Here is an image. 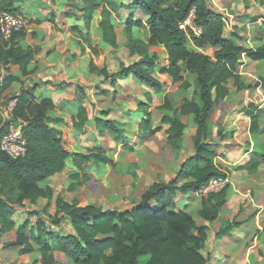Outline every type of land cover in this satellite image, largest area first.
<instances>
[{"label": "trees", "instance_id": "1", "mask_svg": "<svg viewBox=\"0 0 264 264\" xmlns=\"http://www.w3.org/2000/svg\"><path fill=\"white\" fill-rule=\"evenodd\" d=\"M16 1L19 0H0V13L18 12L14 7ZM67 6L69 14L84 25L83 29L78 24L70 26V31L79 37L76 45L82 53L85 47L93 54L99 53L100 48L92 43L89 33L93 15L97 14L101 41L117 48L115 29L120 23L125 46L130 55L138 57L129 65H120L113 73L90 60V73L102 76L111 85L132 77L144 87L159 92L163 83L152 75L158 71L168 75L180 92H187L181 96L179 104H175L167 93L163 96L156 106L160 117L155 126L151 122V101L138 102L136 106L141 117L135 129L138 138L145 140L166 125V142L177 156L183 148V134L187 128L184 118H188L194 125L190 136L193 150L174 178L168 182H152L130 208L81 206L74 199L68 202L57 195L55 211L51 215L48 207L53 190L39 183L63 171L69 159L73 168L68 174L72 181L68 190L75 191L79 185L91 180L92 168L98 172L103 165L113 164L112 148L99 145L86 152L66 150L60 131L52 125L61 120L50 115L55 108L53 101L49 98L37 100L34 95L37 85L22 89L13 97L16 103L10 112L0 110V124L5 117L0 136L10 123L19 124L26 148L24 155L17 158L0 151V233L15 231V239L5 242L3 247H19L21 254L35 248L41 264H57L56 253L63 254L68 264H206L202 249L208 228L198 225L185 207L178 206L177 199L194 193L212 177L227 176V170L216 164L217 155L213 149L214 138H225L223 117L213 135L209 127L210 116L229 94V81L238 92L250 89V84L239 74V67L244 56L252 61L264 60V44L255 49L248 48L237 33L226 35L224 15L215 11L208 0H67ZM122 11L127 14L123 16ZM191 12L192 24L199 30L198 34L179 26ZM134 29L141 31L142 37L136 36ZM24 35L25 31L20 30L0 41V66L16 64L21 75L29 73L27 66L38 52L37 47L15 43ZM188 40L193 47L187 44ZM151 46L164 48L166 65H158L159 55L149 51ZM206 49H211L212 53H205ZM17 80L19 78L15 76L4 77L0 82V93ZM254 86H260L264 93V82ZM75 89L76 112L71 124L73 129L83 131L90 118L83 106L82 86L75 84ZM95 93L109 94L103 89ZM252 108L255 107L246 110V115L256 117L262 111L260 108L253 112ZM105 115L106 112H101L102 117L92 118L98 135H110L115 145L121 143L122 150L132 151L133 146L127 140L128 131L116 120L103 118ZM262 162L264 144L257 145L248 160L234 170L256 173ZM228 190L229 184H226L219 191L202 197L197 215L213 222L227 200ZM15 192L14 201L20 207L25 201L33 205L39 199L46 200L40 210L27 211L36 217L33 223L26 218L16 224L12 218L15 203L10 201L12 197L8 194ZM61 223L67 227L66 231L61 230ZM224 230L216 236L224 234Z\"/></svg>", "mask_w": 264, "mask_h": 264}, {"label": "rangeland", "instance_id": "2", "mask_svg": "<svg viewBox=\"0 0 264 264\" xmlns=\"http://www.w3.org/2000/svg\"><path fill=\"white\" fill-rule=\"evenodd\" d=\"M208 1L215 11L219 13L222 12L224 15L228 14L226 15L229 18V20H226L228 24H226L225 22L224 28V32L226 35H228L230 32H233L231 26L235 27L237 31H242L243 34H248L251 30H248V25L252 26V28H254L256 31L262 32L264 34V30H262L260 26L257 27V24L253 25V22H257V19L260 18V16L255 14L262 13H258L260 8L254 7L253 9H249L246 5L243 4L239 6L234 4V6L232 5V3L230 4V2H228L232 0ZM235 2H238V0H235ZM231 6H233L234 8H230ZM121 14L124 16L127 13L125 11H122ZM136 15L140 16V13L136 12ZM97 20L98 15L94 14L93 20L89 27V33L92 43L96 44L100 48L98 54L91 53L87 48V50H85L86 53L84 55H81L79 53L78 47L75 44L76 41L74 40V38L77 40L79 39L78 35H71L73 37V41L70 40L69 26L66 28L68 41L72 42L71 47L75 52L73 53V58L74 60L78 58L77 63L79 67L85 68L87 62L92 60L97 66H105L109 73H113L119 70L120 65H129L134 62L138 57L130 55L128 48L125 46V38L122 34V25L118 23L116 26L115 31L117 35L118 47L112 48L101 41V35L97 28ZM234 20H237V23L242 25L240 27L233 26L232 23ZM71 22L72 24L76 22L74 16H72ZM79 24L80 26L84 27L83 23ZM64 25V23H61V26ZM24 30H27V28ZM62 30L64 31L65 29ZM193 32L195 34H198L199 30L195 28ZM187 44L190 47H193L192 43L189 40L187 41ZM67 47H70V45H67ZM154 50L159 55L158 65H166V57L163 56L164 50L161 48V46L154 47ZM204 52L207 54H211L212 50L206 49ZM252 69H241L243 70L242 73H244L241 74V77H250L248 75V72L250 73L252 71L251 73L255 75L256 79H258H252L246 82L247 84H250V89L242 90L241 93H238V91L235 90L232 81H229L228 88L230 95H233V98L228 97L227 101L225 99L224 103H222L219 108L215 107L214 111L212 112L210 116L209 127L213 135L215 134L216 126L220 122V118L223 117L221 119V122L223 124L224 117L228 112H231V110L246 112V110H250V107H255L252 108L254 112L260 105L264 110V94L262 93L263 91L260 86L258 87L260 90H258V88L254 86V84H260L261 82H264V60L259 61V64L254 66ZM241 70L239 67V72ZM153 76L157 77V73L154 72ZM158 78H160V75H158ZM83 86L86 93V97L83 99V103L88 110L91 122L89 125L87 124L88 127H85L82 133L75 132V135L74 130L71 129V125H68L67 129L64 130V145L68 151L72 152L77 150L86 152L88 148L99 145L104 147L105 149L112 148L113 164L103 165L98 171L99 173L96 171V168H92L93 172L95 173L96 171L97 174L92 173L91 180L83 185H79L75 191L68 190V187L72 181L68 176L70 171L68 169H64L63 172H61L57 177L56 181L53 183V194L51 196L50 204L48 207V212L51 215L54 214L55 211V199L57 195L68 202L74 199L81 206L86 204H94L102 208L110 209L129 208L135 203V201L140 199V195L142 194L141 191L147 183H150V178L162 180L163 182L169 181L171 178H174L173 176L174 174H176L178 168L181 165V162L187 155H189L190 147H185V150H183L180 155H174L172 149L166 142V136L163 132V129L151 138H146L145 140H140L138 138L134 129V125L136 124V122H138L141 113H137L136 103L138 99L145 98V88L140 83L136 82L135 79H120L119 81H117L116 85H111L109 81H105L102 76L88 73V75L84 77ZM100 89L107 90L109 94L104 95V93H95L100 91ZM164 90L165 92L167 91L170 99L175 104L180 103L182 93H180L179 89H177L176 84L168 82V85ZM152 94L153 101L150 104L152 115L151 122L155 126L158 124L160 117L159 112L156 110V106H158L161 101L157 98H161L163 96V92L153 91ZM234 104L235 106H232ZM101 112H106V115L103 116V118H106L107 120H116L117 122L121 123L122 126H124L126 131H128L127 140L128 143L133 146L132 151L122 150L120 146L121 143L115 145L110 135H98L95 127L92 126V118L95 116H101ZM127 112H136V114H133L132 117H129L128 115H126ZM184 121L187 123V129L185 130L184 136L186 139H188L190 127L189 125H191V122L188 118H184ZM261 121L262 127L264 126V114L261 118ZM162 128H164V126ZM222 128H224V126H222ZM221 141V139L218 140L216 138H214L213 141V149L215 150V153L217 155L215 157V162L219 166L224 165L221 159L225 158V151L221 148L224 145L220 143ZM252 141L253 143L255 142L256 146L260 145V141H264V134L260 136L257 133V136H255ZM249 144L250 143L248 142V145ZM243 147H248L246 145V142L243 143ZM234 168L235 167H232V170L237 171L234 170ZM262 168H264V164L262 165ZM227 179L229 180L228 175ZM179 182H181V180ZM228 182L229 181H227L226 184H228ZM263 184L264 176H262V174L252 176L248 183L251 191L250 195H246L247 199H242L238 204L235 203L236 200L228 201L227 206L223 209L224 214L221 215V217L217 218L213 225H210L207 241L205 247L202 249V253L204 256H206L208 264H228L230 258L232 256L235 257V255V261L241 259V257L244 258L246 256V250L249 246L252 247L250 249V252L248 253L249 255H247V264H264ZM40 185L43 187L45 186V183H41ZM229 193H231V190H228V194ZM228 194L227 198H229ZM8 195L9 197H12L10 201L15 203L14 200L16 198V192ZM193 196L195 195L193 194ZM206 196L207 195H201V197ZM252 197L253 201L250 200ZM184 199L185 198L177 199L178 205H181ZM248 200H250V203L258 202L259 205L256 207H250L249 209V206H245L246 201ZM192 201L193 200L188 202L192 203ZM45 202L46 200L42 199L33 205L24 202V205L22 207L18 206V204L15 203V207H17V209H19L22 214L18 218L19 222H22L23 220L28 218L30 220V223H33L36 217L27 214V211H30L31 209L39 210L45 204ZM191 214L196 219L197 224L205 221L197 215L196 210H193ZM40 217L44 219L43 214H41ZM251 217L254 218V221L250 220ZM230 220H232V223H230ZM245 220H250L252 222L251 225L250 223H248L247 226H240ZM205 222L207 223V221ZM231 224L232 226H230ZM60 225L61 230H67V227L64 223H61ZM228 226L231 227V229L235 230V233L238 234V236L243 237L244 241L241 240V242L236 244L230 243V237L226 236L224 240L227 242H225L226 244H224L221 247L222 249H220L222 253L218 254V257L222 258L221 260L217 261L213 258V256H216V254L212 251V249L213 244H215V241L219 238L214 236L216 235L215 233L217 230L218 232H221V230L225 229L224 231L228 232V230L230 229ZM247 230L248 233H245ZM57 258L58 264L67 263L63 254L57 255Z\"/></svg>", "mask_w": 264, "mask_h": 264}, {"label": "crops", "instance_id": "3", "mask_svg": "<svg viewBox=\"0 0 264 264\" xmlns=\"http://www.w3.org/2000/svg\"><path fill=\"white\" fill-rule=\"evenodd\" d=\"M228 2H230V4L232 3V5L235 4L237 6L242 5V4L246 5L247 8L249 9H253L254 7L260 8V10L259 11L257 10V11L258 13L260 12L262 13L261 14L255 13L256 15L260 16V18L257 19V22H253V25L257 24V27L260 26V28L264 30L263 28L264 27V0H238V2H235V0H232ZM14 7L18 10L17 13H20L26 16L30 21V25L27 27V30H24L25 31L24 37L20 39H16L15 43L23 47L25 46L37 47L38 52L34 55L33 60L27 66L29 73L26 75H21L20 69L18 65L16 64H8L5 67L0 66V82L6 76H15L19 78V80L17 81H12L10 85L0 93V110L10 112L7 110L6 106L11 100H13V97L18 95L20 91L24 88L37 85L36 89L34 90V95L36 99L40 100L42 98H49L55 104V108L50 113V115L59 117L61 120L58 123L52 124V125L55 128H57L60 131V133L63 132L61 133V137L64 142V138H65L64 130L67 129L68 125L69 126L71 125V129L74 130V135H75V132L76 133L83 132V131H77L73 129L71 121H72V117L75 115V112H76L75 106H74V97L76 95L75 84H79L80 86H82L84 90V86H83L84 77H86L88 73L90 74L89 67H88L89 61L87 62L85 68L79 67L77 63L78 58H76L75 60L73 58L74 57L73 53L75 52L73 48L71 47L72 42L68 41V36L66 33V28L69 26L70 40L73 41L72 39L73 37L71 35H74V34L70 31V26L74 24H78L80 26L79 23H82V22L78 21L75 18L76 22L72 24L71 19L73 15L69 14V7L67 6V0H19L14 3ZM230 8H234V7L231 6ZM226 15H224L225 22L226 24H228L226 20H229V18ZM61 23H64L65 25L61 26ZM232 25L240 27L242 24H239L237 23V20H234ZM248 27H249L248 30L251 29L249 33L243 34L242 31H239V30L237 31L235 27L231 26L232 31L237 33L242 38L241 41L246 47L255 49L263 45L264 44V34L262 32L256 31L250 25H248ZM80 28L83 29L84 27L80 26ZM62 29H65V30L63 31ZM133 32L136 36L142 37L141 31L134 29ZM2 40L3 39L0 38V41ZM74 40L76 41L77 39L74 38ZM67 45H70V47H67ZM154 47H157V46L149 47V51L155 52ZM161 48L164 50L163 47ZM78 49L81 55H84L86 53L85 51L84 53H82L79 47ZM85 50H87V47H85ZM163 56L166 57L165 50L163 52ZM242 62L243 63L240 65V70L243 68L244 70H248V68L252 69L254 66L259 64V61H252L246 56L242 58ZM242 71L243 70L239 72L240 75L244 74L242 73ZM155 72L157 73V77L156 76L154 77H156L159 81L163 83V87L160 91L163 92V96H164L167 93V91L165 92L164 89L168 85V82L172 83L171 79L166 74H160L158 71H155ZM251 72L250 73L248 72V75L250 77L242 76V78L244 79V82H247L248 80H252V79L258 80L256 79L255 75ZM158 75H160V78H158ZM129 78H132V77H129ZM144 88H145V91H144L145 98L138 99L137 103L153 101V94H152L153 90L148 89L146 87ZM258 90L260 89L258 88ZM180 93H182L183 95L184 93H187V92L183 91ZM238 93H241V91H239ZM84 94H86L85 91H84ZM163 96L161 98L158 97L157 99H160V101L162 102ZM232 96L233 95H230V92H229V94L226 97V101L228 97H232ZM83 106L85 107L88 113V110L86 106L84 105V103H83ZM232 106H235V104ZM260 108L262 109L261 105L258 106V109ZM137 113H140V112L137 111ZM133 114H136V112L135 113L132 112L131 115L130 116L128 115V116L132 117ZM263 114H264L263 109L261 112L257 114L256 117H251L249 115H246L245 111H232L231 110V112H228L226 116L224 117L222 126H224L223 132L225 133V138L222 139L220 143L224 145L221 148L222 150L225 151L224 152L225 158L221 159L224 163V165H221V166L227 170V175L229 176V180H228L229 190H231V193L228 194L229 198H227L228 200H226L225 202L226 205L224 204V206L218 213V216L213 222L206 223L205 221H203L198 224V225L207 226L208 228L207 237H208V231H209L210 225H213V223L217 220V218L221 217V215L224 214L223 209L227 206L228 201L236 200L235 203L238 204L241 202L242 199H247L246 195L247 194L250 195V191H251L248 185L251 177L255 175L256 176L261 175V174L262 176H264V168H262V165L264 164V162L260 163L256 173L249 174L243 170H237V171L232 170V167L241 165L248 160L250 152H252L253 149L256 148L255 142L253 143L252 139H254V137L257 136V133L260 136L264 134V126L261 127V124H262L261 118ZM88 117L90 118L89 113H88ZM90 122L91 120L87 124L89 125ZM87 124L85 127H88ZM92 126L94 125L92 124ZM163 126L164 128H162ZM163 126L161 127V130L163 129V132H164L167 126L166 125H163ZM189 126L190 127H189L188 139H186L183 134V148L181 149L178 155H180L183 152V150H185V147L186 148L190 147L189 154L192 153L193 148H192L190 136L194 132V125L191 123V125ZM134 129H135V125H134ZM244 142H246V145L248 147H243ZM248 142L250 143L249 145H248ZM259 144H264V141H260ZM72 168H73V165L71 161L68 159L66 161L65 169L71 170ZM61 172L56 173L46 178L45 180L41 181L39 184L45 183V186L47 185L53 188V183L56 181L57 177L60 175ZM90 173L92 176V173H94L93 169L90 170ZM94 174H97V172L95 171ZM173 177H175V174ZM149 181L150 183H147L141 192L147 189V187L152 182H163L162 180H157L154 178L152 179L150 178ZM193 194L194 193H190L188 194L189 196L183 195L179 198V199L181 198H185V199L183 200L181 205H178V206L185 207L186 211L190 214L192 213L193 210L199 209L200 207L199 203H200V200L202 199V197L198 198L196 196H193ZM42 200H45V199H42ZM191 200H193L192 203L188 202ZM250 200L253 201V197ZM250 200L246 201V205H245V206H249V209L250 207H256L259 205L258 202L250 203ZM138 201L139 200L135 201V203ZM183 207H180V208H183ZM14 210L15 211L12 215V218L14 219L16 224H19L20 222L18 218L22 214L20 210L17 209V207H15ZM250 220L254 221V218L251 217ZM250 220H245L240 226H247L248 223H250L251 225L252 222ZM231 222L232 220H230V223ZM229 228L230 229L228 230V232L225 231V233L222 235L214 236V237L219 238L215 241V244H213V249H212V251L215 252L216 254V256H213V258L217 261L221 260L222 258V257H218V254L222 253L220 249H222L221 247L224 244H226L225 242H227L224 240L226 236L230 237L231 239L230 243L236 244V243L241 242V240L244 241L243 237L238 236V234L235 233V230L231 229V227ZM244 228H247V227H244ZM217 232L218 230L216 231V233ZM245 233H248V230ZM14 239H15L14 229L7 231V232L0 233V264H41L40 255L35 248L30 253L21 254L19 253V247H9V248L3 247L5 242H11ZM243 247H244V243H243ZM251 247L252 246H249L247 248L246 256L244 258L241 257V259L235 261L236 255L235 257L232 256L228 264H247V261H248L247 255H249L248 253L250 252ZM57 255H62V254L56 253V259H57V264H58ZM206 264L208 263L206 262Z\"/></svg>", "mask_w": 264, "mask_h": 264}, {"label": "built area", "instance_id": "4", "mask_svg": "<svg viewBox=\"0 0 264 264\" xmlns=\"http://www.w3.org/2000/svg\"><path fill=\"white\" fill-rule=\"evenodd\" d=\"M193 12L180 23V28L185 30L190 28L192 31L196 28L192 24ZM30 25L29 19L17 12H2L0 13V38L7 40L10 36L20 30L26 29ZM16 98H13L7 104V110L11 111L15 106ZM0 151L11 158H17L24 155L26 148L21 135L20 125L10 123L5 132L0 136ZM227 176H216L208 180V182L194 192L196 197L205 196L209 193L219 191L227 183Z\"/></svg>", "mask_w": 264, "mask_h": 264}, {"label": "water", "instance_id": "5", "mask_svg": "<svg viewBox=\"0 0 264 264\" xmlns=\"http://www.w3.org/2000/svg\"><path fill=\"white\" fill-rule=\"evenodd\" d=\"M4 125H5V117L3 118V121H2V123L0 124V130L4 127Z\"/></svg>", "mask_w": 264, "mask_h": 264}]
</instances>
